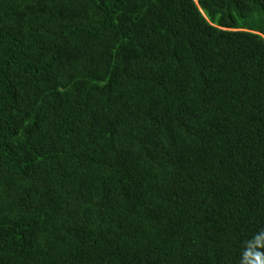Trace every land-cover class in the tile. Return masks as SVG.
I'll return each mask as SVG.
<instances>
[{
	"label": "trees",
	"instance_id": "16d2710c",
	"mask_svg": "<svg viewBox=\"0 0 264 264\" xmlns=\"http://www.w3.org/2000/svg\"><path fill=\"white\" fill-rule=\"evenodd\" d=\"M0 264H264V0H0Z\"/></svg>",
	"mask_w": 264,
	"mask_h": 264
},
{
	"label": "rangeland",
	"instance_id": "374dc122",
	"mask_svg": "<svg viewBox=\"0 0 264 264\" xmlns=\"http://www.w3.org/2000/svg\"><path fill=\"white\" fill-rule=\"evenodd\" d=\"M195 2L197 1V0H194Z\"/></svg>",
	"mask_w": 264,
	"mask_h": 264
}]
</instances>
